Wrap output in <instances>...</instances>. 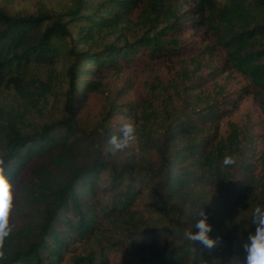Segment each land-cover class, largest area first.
<instances>
[{
    "label": "trees",
    "instance_id": "obj_1",
    "mask_svg": "<svg viewBox=\"0 0 264 264\" xmlns=\"http://www.w3.org/2000/svg\"><path fill=\"white\" fill-rule=\"evenodd\" d=\"M125 123L136 140L112 151ZM0 173V264H244L264 0H0ZM203 209L211 247L186 236Z\"/></svg>",
    "mask_w": 264,
    "mask_h": 264
},
{
    "label": "clouds",
    "instance_id": "obj_2",
    "mask_svg": "<svg viewBox=\"0 0 264 264\" xmlns=\"http://www.w3.org/2000/svg\"><path fill=\"white\" fill-rule=\"evenodd\" d=\"M136 140V129L134 124L125 123L122 125V131L119 136L113 135L108 143L112 146V151L123 150L129 147ZM224 166L234 165L235 157L226 155L222 162ZM13 207L12 185L8 178L0 173V244H3L5 238L9 235V215ZM202 217L195 221L194 227L198 231H189L186 233L190 241H200L207 247L213 246L215 241L207 235L209 225L204 209L198 213ZM254 232L248 237V242L244 245L246 257L244 264H264V210L257 206L254 211Z\"/></svg>",
    "mask_w": 264,
    "mask_h": 264
},
{
    "label": "rangeland",
    "instance_id": "obj_3",
    "mask_svg": "<svg viewBox=\"0 0 264 264\" xmlns=\"http://www.w3.org/2000/svg\"><path fill=\"white\" fill-rule=\"evenodd\" d=\"M159 74L161 77H164L166 73L163 71H160ZM133 76L135 78L134 79L135 80V89L132 91L131 97L137 98L143 89V85H144L143 83L147 79L148 75H147V72L145 70L139 69L135 73H133ZM119 86H120V84L115 85L116 88H118Z\"/></svg>",
    "mask_w": 264,
    "mask_h": 264
}]
</instances>
